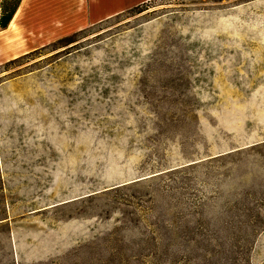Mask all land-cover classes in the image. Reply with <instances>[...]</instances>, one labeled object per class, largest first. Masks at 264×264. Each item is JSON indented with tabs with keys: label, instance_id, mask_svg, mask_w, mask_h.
Segmentation results:
<instances>
[{
	"label": "rangeland",
	"instance_id": "obj_1",
	"mask_svg": "<svg viewBox=\"0 0 264 264\" xmlns=\"http://www.w3.org/2000/svg\"><path fill=\"white\" fill-rule=\"evenodd\" d=\"M5 49L0 264H264V0Z\"/></svg>",
	"mask_w": 264,
	"mask_h": 264
},
{
	"label": "crops",
	"instance_id": "obj_2",
	"mask_svg": "<svg viewBox=\"0 0 264 264\" xmlns=\"http://www.w3.org/2000/svg\"><path fill=\"white\" fill-rule=\"evenodd\" d=\"M151 1L153 0H19L11 20L16 21L17 27L11 29V22L5 29L0 27V47L7 48L4 50L7 60L15 59ZM2 2L1 0L0 19L4 13ZM11 44L20 47L17 53L11 50Z\"/></svg>",
	"mask_w": 264,
	"mask_h": 264
},
{
	"label": "trees",
	"instance_id": "obj_3",
	"mask_svg": "<svg viewBox=\"0 0 264 264\" xmlns=\"http://www.w3.org/2000/svg\"><path fill=\"white\" fill-rule=\"evenodd\" d=\"M19 3V2H18ZM18 3L16 4V6H15V8L10 12V13H5V11H4V13L2 14V17H1V19H0V27L2 28V29H5V28H7L8 27V25H9V23L11 22V20H12V18H13V16H14V14H15V11H16V9H17V7H18ZM142 6V5H141ZM140 6H138V7H136V8H139Z\"/></svg>",
	"mask_w": 264,
	"mask_h": 264
},
{
	"label": "bare ground",
	"instance_id": "obj_4",
	"mask_svg": "<svg viewBox=\"0 0 264 264\" xmlns=\"http://www.w3.org/2000/svg\"><path fill=\"white\" fill-rule=\"evenodd\" d=\"M23 10H26V9H23ZM22 12V11H21ZM24 15V14H23ZM20 17V16H19ZM15 20H13L12 22H11V24H10V28L11 29H13V28H15V27H17V25L15 26ZM22 29V28H21ZM9 32H11V31H9ZM15 32V31H14ZM22 32H23V30H22ZM24 33V32H23ZM6 34H8V33H6ZM6 34H5V36H6ZM15 36V35H14ZM10 38V37H9ZM10 40V39H9ZM1 43V42H0ZM17 43V42H16ZM7 45V44H6ZM27 47H29V46H27ZM11 50H13V52H15V53H17L18 51H19V49H20V47L19 46H17L16 44H11ZM27 49V48H26ZM25 49V50H26ZM24 50V51H25ZM19 55V54H18ZM11 56V55H10ZM17 57V56H16ZM14 58V57H13Z\"/></svg>",
	"mask_w": 264,
	"mask_h": 264
}]
</instances>
